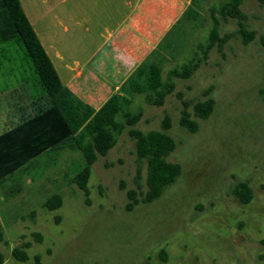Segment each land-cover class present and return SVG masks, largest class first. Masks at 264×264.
<instances>
[{
    "label": "rangeland",
    "instance_id": "1",
    "mask_svg": "<svg viewBox=\"0 0 264 264\" xmlns=\"http://www.w3.org/2000/svg\"><path fill=\"white\" fill-rule=\"evenodd\" d=\"M226 1H203L200 18L182 36L178 53L163 64L165 77L175 66L201 57L200 44L211 25L207 10H218ZM241 11L256 33L252 42L243 46L235 37L221 50L213 47L191 78L172 79L174 91L161 107L139 95L132 98L131 110L142 113L135 126L140 131L159 130L169 116L168 134L176 148L167 160L179 165L177 180L157 201L127 212L126 192L136 189V161L126 131L92 165L87 196L71 182L84 164L82 155L57 146L0 186L3 264H36L34 257L39 264H264V101L259 94L264 87V7L244 0ZM236 29L235 20H220V37ZM0 73H6L0 85L20 83L22 75L21 84L32 96L45 97L22 46L12 43L0 50ZM177 93L190 111L199 101H214L196 133L179 126ZM144 177L145 168L142 182ZM241 182L252 191L249 204L233 195ZM53 195L62 203L49 212L43 204ZM22 243L30 244L25 262L11 255Z\"/></svg>",
    "mask_w": 264,
    "mask_h": 264
},
{
    "label": "trees",
    "instance_id": "2",
    "mask_svg": "<svg viewBox=\"0 0 264 264\" xmlns=\"http://www.w3.org/2000/svg\"><path fill=\"white\" fill-rule=\"evenodd\" d=\"M3 16L5 17L6 33L17 44L23 47L29 58L37 82L45 92L44 104L35 108L32 116L24 119L18 126L0 137V186L4 180L15 172L21 171L35 159L56 150L60 145L70 147L82 155L83 166L74 175V183L86 196L88 195L87 183L92 165L99 157H105L115 146L117 137L126 131L135 146V177L136 189L126 192L127 204L125 210L133 211L138 205H149L157 201L163 191L171 186L181 174L179 165L170 163L167 158L175 150L176 144L168 134L171 128L169 116L165 115L160 122V129L146 132L135 128L141 119V110L134 112L131 101L124 111L109 103L93 120L87 121L90 112L81 109L79 102H74L69 91L64 90L47 54L42 48L35 32L25 17L19 0H0ZM264 7V0H255ZM244 0H227L220 9H206L208 11L210 28L207 39L200 44L199 54L185 64L175 66L163 73V65L157 69L153 82L146 91L135 93L142 96L145 103L157 107L163 106L167 96L174 91L173 78L186 80L192 77L200 67V63L207 59L213 47L219 50L224 44L238 38L243 46L255 39L256 33L249 30L246 25V15L241 11ZM235 20L237 29L223 37L219 35L220 20ZM5 34V33H4ZM211 89L207 91L209 93ZM264 101V87L259 91ZM205 95V94H204ZM181 100V111L178 119L179 126L189 133H196L199 129V120H206L214 108V101L207 98L192 105L182 100V94L177 93ZM87 121V122H86ZM86 122V123H85ZM58 146V147H57ZM145 168V177L142 182V170ZM233 195L241 204H249L253 198L252 191L246 182L238 183L233 190ZM61 196L53 195L43 204L49 211L60 208ZM2 233L0 232V242ZM41 241L38 235L37 242ZM30 248L29 243H22L11 251L12 257L19 262L28 260L25 250ZM39 264V258L34 257ZM0 254V264H3Z\"/></svg>",
    "mask_w": 264,
    "mask_h": 264
},
{
    "label": "crops",
    "instance_id": "3",
    "mask_svg": "<svg viewBox=\"0 0 264 264\" xmlns=\"http://www.w3.org/2000/svg\"><path fill=\"white\" fill-rule=\"evenodd\" d=\"M200 1L196 5L197 0H19V4L63 89L90 112V121L111 102L125 111L135 93L148 89L157 69L178 53L182 36L200 18L205 0ZM12 43L16 42L6 33L0 1V50ZM5 75L0 73L1 78ZM18 77L20 83L0 85V137L44 104V96H32L21 84L25 77Z\"/></svg>",
    "mask_w": 264,
    "mask_h": 264
}]
</instances>
